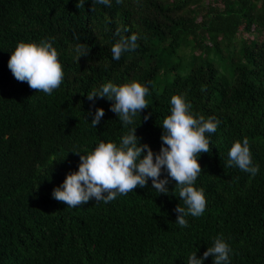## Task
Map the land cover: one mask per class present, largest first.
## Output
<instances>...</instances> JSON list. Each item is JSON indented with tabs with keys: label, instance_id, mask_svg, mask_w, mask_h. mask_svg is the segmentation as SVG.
<instances>
[{
	"label": "trees",
	"instance_id": "16d2710c",
	"mask_svg": "<svg viewBox=\"0 0 264 264\" xmlns=\"http://www.w3.org/2000/svg\"><path fill=\"white\" fill-rule=\"evenodd\" d=\"M0 0V264H187L223 234L231 264H264V0ZM127 26L138 47L112 59L116 29ZM89 47L78 60L77 42ZM54 37L64 79L52 95L17 81L7 67L19 40ZM147 83L149 107L136 135L158 151L173 94L220 124L198 156L207 205L189 225L176 222L175 192L136 187L105 204L77 207L52 189L79 163V150L126 131L110 101L86 98L104 80ZM204 86V90L201 87ZM104 109L93 128L89 112ZM150 113L147 120L144 115ZM88 119V120H86ZM247 137L256 176L226 166L228 149ZM173 189V190H172ZM209 256L204 264H212Z\"/></svg>",
	"mask_w": 264,
	"mask_h": 264
},
{
	"label": "clouds",
	"instance_id": "9594fccd",
	"mask_svg": "<svg viewBox=\"0 0 264 264\" xmlns=\"http://www.w3.org/2000/svg\"><path fill=\"white\" fill-rule=\"evenodd\" d=\"M86 2L77 0L76 6L83 7ZM116 2L121 3L122 0ZM94 3L112 6V0H94ZM122 31L129 32V28L116 29L119 38L111 46L113 60H119L122 54L138 47V34L125 36L121 34ZM73 39L77 41L72 46L75 58L78 60L81 56H87L89 47L80 42L75 33ZM54 40V37L39 41L19 40L9 51L7 61V67L17 81L27 82L32 89L47 95H52L61 86L65 75ZM150 83L137 79L116 83L107 79L85 94L92 102L96 98L110 101V110L126 131L118 141L98 140L90 151L73 150L79 154L77 169L67 172L62 182L52 189L54 199L73 208L92 199L107 204L136 187L144 188L149 180L151 189L167 195L169 183L175 181L173 195L178 193L183 201V206L177 204L174 209L175 222L185 228L189 225L188 216L200 217L204 214L206 196L204 189L196 186L197 177L202 171L198 156L209 151L210 134L216 132L220 120L215 116L195 113L186 94H173L169 100V112L159 124L162 143L159 150L154 151L147 143H141L135 132L138 125L135 118L137 115L141 118V111L149 107L146 96ZM201 90H204V86ZM104 114L102 107H95L94 112H89L93 128L101 123ZM149 116L150 113H146L144 119L147 120ZM227 155L226 166L238 167L253 177L259 172V165L253 163L247 137L234 140ZM232 252L223 234H217L202 255L198 257L197 250L190 252L187 264H204L209 256L213 258L212 264H231Z\"/></svg>",
	"mask_w": 264,
	"mask_h": 264
}]
</instances>
